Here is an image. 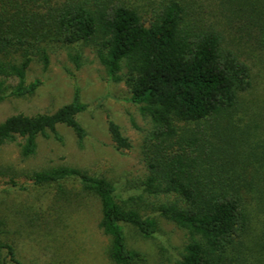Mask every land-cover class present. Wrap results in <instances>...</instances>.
Wrapping results in <instances>:
<instances>
[{"label": "trees", "instance_id": "16d2710c", "mask_svg": "<svg viewBox=\"0 0 264 264\" xmlns=\"http://www.w3.org/2000/svg\"><path fill=\"white\" fill-rule=\"evenodd\" d=\"M84 48L146 121H132L143 134V171L127 197L76 165L25 171L54 220L67 206L96 203L108 259L138 264L146 256L127 245L125 229L144 238L158 231L139 207L147 202L185 232L174 264H264V79L249 63L264 66V0H0V101L35 92L41 79L26 81L34 59L46 68L50 52L66 50L79 67ZM86 108L75 90L53 112L10 115L0 121V146L16 143L21 158H32L40 137L63 140L59 126L82 145ZM108 130L117 150L131 148L118 124ZM8 234L0 216V264H34L43 251Z\"/></svg>", "mask_w": 264, "mask_h": 264}, {"label": "rangeland", "instance_id": "374dc122", "mask_svg": "<svg viewBox=\"0 0 264 264\" xmlns=\"http://www.w3.org/2000/svg\"><path fill=\"white\" fill-rule=\"evenodd\" d=\"M81 62L76 67L66 50L50 52L46 68L34 59L27 69L26 81L41 79L35 92L0 101V121L17 113L53 112L71 101L75 90L87 104L86 110L78 116L87 133L82 145L68 127L59 126L63 140L40 137L37 153L32 158H21L16 143L0 146V169L4 168L5 172L0 173V216L6 221L10 235L26 237L28 246L36 244L43 251L30 258L34 264L114 263L106 253L109 238L98 227V205L75 211L67 206L65 214L54 220L44 203L45 194L33 193L30 181L23 175L25 171L60 163L76 165L110 178L124 197L138 193L132 182L143 171V134L135 129L132 121L143 128L147 126L146 121L138 108L125 100V85L110 80L91 49L84 48ZM260 62L254 58L249 63L255 73L261 68L259 79H264V66ZM109 121L119 125L131 142L130 149H116L108 130ZM14 173L19 176L16 186H11ZM50 189L45 190L46 196H50ZM139 207L143 213L156 217L159 228L152 237L144 238L134 228L126 226L127 245L146 256L145 261L138 264H174L183 250L185 232L153 212L147 202L139 203Z\"/></svg>", "mask_w": 264, "mask_h": 264}]
</instances>
